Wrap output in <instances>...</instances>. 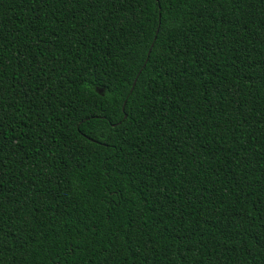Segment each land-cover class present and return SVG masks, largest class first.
Instances as JSON below:
<instances>
[{
  "label": "trees",
  "instance_id": "1",
  "mask_svg": "<svg viewBox=\"0 0 264 264\" xmlns=\"http://www.w3.org/2000/svg\"><path fill=\"white\" fill-rule=\"evenodd\" d=\"M0 264H264V0H0Z\"/></svg>",
  "mask_w": 264,
  "mask_h": 264
},
{
  "label": "water",
  "instance_id": "2",
  "mask_svg": "<svg viewBox=\"0 0 264 264\" xmlns=\"http://www.w3.org/2000/svg\"><path fill=\"white\" fill-rule=\"evenodd\" d=\"M149 52H150V50L148 51L147 55L149 54ZM134 84H135V81H134V83H133V85H132V88L134 87ZM131 90H132V89H131Z\"/></svg>",
  "mask_w": 264,
  "mask_h": 264
}]
</instances>
